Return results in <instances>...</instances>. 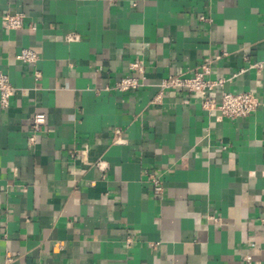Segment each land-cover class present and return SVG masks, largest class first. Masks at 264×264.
Here are the masks:
<instances>
[{"label":"crops","instance_id":"obj_1","mask_svg":"<svg viewBox=\"0 0 264 264\" xmlns=\"http://www.w3.org/2000/svg\"><path fill=\"white\" fill-rule=\"evenodd\" d=\"M26 47L36 63L17 59ZM138 59L145 85L115 90ZM208 61L225 79L211 95L252 91L256 112L160 91ZM260 61L264 0H0V72L16 88L0 104V264H264Z\"/></svg>","mask_w":264,"mask_h":264},{"label":"built area","instance_id":"obj_2","mask_svg":"<svg viewBox=\"0 0 264 264\" xmlns=\"http://www.w3.org/2000/svg\"><path fill=\"white\" fill-rule=\"evenodd\" d=\"M24 14L7 15L4 17V26L7 29H19L23 27ZM17 59L36 63L39 60V54L33 48H22L17 54ZM258 70L264 68V61L255 64ZM130 73L118 80L114 86L115 90L125 92L129 90H137L145 85V65L141 59L136 60L130 65ZM211 74V62H205L201 69L196 71L192 76L169 75L161 80L159 87L160 91L166 89H182L189 93L199 92L202 94V106L208 110L220 111L219 117H247L258 110L261 105V100L257 94L252 91H221V100L217 101L211 93L218 87H222L225 79H213ZM16 88L11 83L7 74L0 72V104L2 108H7L10 105V100L15 93ZM47 123V115L44 111H38L34 114L30 143H36L38 136L43 131ZM121 131H115V141L120 138ZM101 167V162L98 164ZM154 192L161 196L164 191L163 183L159 176L151 174L149 176ZM131 242V238H129ZM249 258V257H248ZM250 259V258H249Z\"/></svg>","mask_w":264,"mask_h":264}]
</instances>
